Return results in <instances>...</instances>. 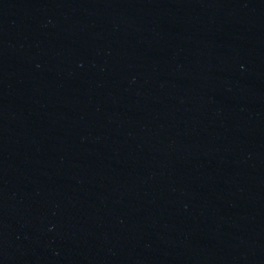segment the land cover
Returning <instances> with one entry per match:
<instances>
[{
	"label": "water",
	"instance_id": "95a60500",
	"mask_svg": "<svg viewBox=\"0 0 264 264\" xmlns=\"http://www.w3.org/2000/svg\"><path fill=\"white\" fill-rule=\"evenodd\" d=\"M0 264H264V0H0Z\"/></svg>",
	"mask_w": 264,
	"mask_h": 264
}]
</instances>
